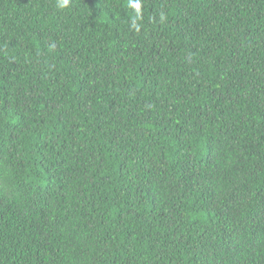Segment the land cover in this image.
<instances>
[{
	"label": "trees",
	"instance_id": "1",
	"mask_svg": "<svg viewBox=\"0 0 264 264\" xmlns=\"http://www.w3.org/2000/svg\"><path fill=\"white\" fill-rule=\"evenodd\" d=\"M59 2L0 0V264H264V0Z\"/></svg>",
	"mask_w": 264,
	"mask_h": 264
},
{
	"label": "clouds",
	"instance_id": "2",
	"mask_svg": "<svg viewBox=\"0 0 264 264\" xmlns=\"http://www.w3.org/2000/svg\"><path fill=\"white\" fill-rule=\"evenodd\" d=\"M68 4V0H60L58 6L59 7H66ZM129 7L133 8L136 12V18L139 19L140 17V0H129ZM134 28H137L138 30V25L133 22L132 25Z\"/></svg>",
	"mask_w": 264,
	"mask_h": 264
}]
</instances>
